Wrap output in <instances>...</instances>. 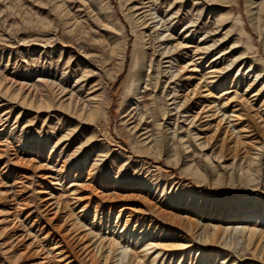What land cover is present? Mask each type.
Here are the masks:
<instances>
[{
	"label": "rangeland",
	"instance_id": "1",
	"mask_svg": "<svg viewBox=\"0 0 264 264\" xmlns=\"http://www.w3.org/2000/svg\"><path fill=\"white\" fill-rule=\"evenodd\" d=\"M168 33L178 40L206 38L205 45L215 44L207 61L216 55L221 66L239 57L229 67V75L240 81L239 98L249 99L251 91L264 85V0H0V74L37 89L41 80L73 91L81 87L79 97L89 95L96 108L93 120L87 115L68 117L59 96H49L47 90L37 94L41 96L37 102L51 100L50 107L39 113L3 100L0 139L8 145L41 147L47 154L55 140L75 130L65 154H72L76 166L81 164L79 182H84L89 165L97 159L96 182L108 178L120 186L143 184L156 194L147 201L156 205L161 200L174 207L173 213L189 204L251 209L260 213L254 226L264 232V146L251 168L248 162L231 158L225 169L215 166L211 171L204 151L190 142L184 114L172 104L177 66L162 55L170 45L162 40ZM81 76L79 85L74 84ZM250 81L254 83L245 91ZM36 113L39 118L34 119ZM173 133L175 142L167 141ZM180 137L184 147L177 144ZM161 142L165 148L169 144L168 153L159 149ZM75 181L68 177L56 187L71 191ZM95 185L84 193L91 194ZM106 203L101 201L103 206ZM117 203L129 206L128 211L147 208L135 197ZM80 206L75 205V210ZM117 210L103 209L94 215L92 204L79 222L118 244L119 264H261L236 234L227 236L226 245L217 246L197 236L191 246L178 239L138 235L139 229H146L145 223L133 235L123 229L125 216H118ZM153 242L169 248L168 252L150 247ZM20 247L0 253V264L14 260L33 264V257L18 256Z\"/></svg>",
	"mask_w": 264,
	"mask_h": 264
},
{
	"label": "bare ground",
	"instance_id": "2",
	"mask_svg": "<svg viewBox=\"0 0 264 264\" xmlns=\"http://www.w3.org/2000/svg\"><path fill=\"white\" fill-rule=\"evenodd\" d=\"M149 14L151 22L156 25L157 21L151 12ZM178 39L169 33L163 36L162 40L170 45L162 55L169 58L167 61H171V65L177 66L174 74L177 79L176 91L171 99L176 111L184 114L182 117L190 127V142L204 151L211 171L215 170V166L225 169V161L231 158L233 162H248L251 168L258 162V151L264 146V85L251 91L249 99L239 98L237 88L240 81L229 75L230 65L239 57L221 66L222 59L216 55L207 61L214 43L205 45L206 38L203 37L197 41L188 36ZM83 79V76L78 77L74 84L79 85ZM253 83L248 82L245 91ZM39 85L41 87L37 89L35 85L23 84L0 74V101H8L13 107L19 106L24 111L33 107L39 113L50 107L51 100L37 102L41 99L40 95L37 98V94L47 90L49 96H59V104L68 117L87 115L89 120H93L91 117L96 108L90 105L92 98L89 95L79 97L81 87L73 91L44 80ZM230 93L233 95L230 96ZM220 100L222 105L219 107ZM37 113L34 119L39 118ZM3 119L4 123L8 122L7 117ZM74 131L70 130L55 140L47 154L45 151L43 153L41 147L35 149L16 142L8 145L0 139V160L5 159L0 166L1 254L20 245L18 256L26 254L33 257V264H119L118 244L111 237L94 234L79 222L81 213L94 204V215L103 209L110 213L111 209L118 207V216H125L123 229L133 235L137 227H144L145 223L146 229H139L138 235L149 234L154 239H178L191 246L195 245L193 242L197 236L201 242L217 246L226 245L227 236L236 234L242 243L251 246L253 254L264 264V232L254 226L260 213L251 212L250 208L236 211V208L222 209L216 208V205H213L214 208H199L190 204L176 207L177 212L173 213L174 207L161 200L155 199L158 201L156 205L147 201L146 197L156 198V194L143 184L129 182L120 186L114 181L109 182L108 178L96 182L97 159L89 165L84 182H79L81 164L76 166L72 154H65L72 143ZM170 138L174 141L175 134L167 141ZM183 141V137H180L177 142L179 147L185 146ZM167 146L165 148L161 142L159 149L164 148V152L168 153L170 146ZM179 150L182 156H188L186 151ZM68 177L77 179L70 185L74 187L71 191L62 186L56 187ZM91 183H95L96 188L91 194V191L85 194L84 191L92 187ZM119 188L126 193L119 195ZM130 197L140 199L147 208L128 211L129 206L116 205L118 201ZM101 201L108 204L103 206ZM75 205L81 206L75 210ZM158 245L153 242L150 247L168 252L169 248ZM14 261L11 264H17Z\"/></svg>",
	"mask_w": 264,
	"mask_h": 264
}]
</instances>
